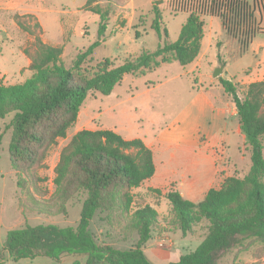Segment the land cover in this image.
I'll use <instances>...</instances> for the list:
<instances>
[{
    "label": "trees",
    "instance_id": "trees-1",
    "mask_svg": "<svg viewBox=\"0 0 264 264\" xmlns=\"http://www.w3.org/2000/svg\"><path fill=\"white\" fill-rule=\"evenodd\" d=\"M96 1L87 0L85 7L101 15L98 38L76 54L71 67L61 60L62 45L44 43L36 36L35 51L29 55L27 66L30 76L19 83H0V118L13 113L9 162L16 174V186L30 201L27 208L48 215L65 214L66 203L78 192L86 193L76 227L26 224L8 230L0 247V264L7 258L37 256L61 261L68 254L78 253L87 254L86 264H160L151 261L142 248L158 223V212L149 204L133 209L132 189L155 173L152 150L142 139H125L107 128H82L60 149L51 193L37 169L44 166L58 139L66 137L89 91L107 95L126 73L142 74L171 61L192 63L201 49L203 16L221 20L226 34L238 40L239 56L248 50L257 33L264 32L258 24L264 23V0H167L171 11L188 13L175 41L165 40L156 49L142 50L118 65L104 58L88 75L81 66L103 41L100 37L106 28L103 22L107 16L99 11L98 4L92 5ZM152 11V28L159 37L167 38L156 4ZM218 80L234 103L239 129L250 148V167L243 177L229 176L219 187L209 188L198 202L185 199L175 189L165 193L174 224L183 234L202 220L207 223L205 236L193 250L165 264H217L223 254L247 239L264 249V79L250 82L243 97L230 79L218 76ZM97 211L104 212L109 223L119 225L124 237L136 234L134 247L98 244L88 230Z\"/></svg>",
    "mask_w": 264,
    "mask_h": 264
},
{
    "label": "rangeland",
    "instance_id": "rangeland-1",
    "mask_svg": "<svg viewBox=\"0 0 264 264\" xmlns=\"http://www.w3.org/2000/svg\"><path fill=\"white\" fill-rule=\"evenodd\" d=\"M86 1L18 0L17 10L8 12L1 8L0 83H19L30 76L27 56L35 51V37L42 38L43 34L35 16L30 13L43 8L52 11L41 13L49 35L57 34L54 15L61 18L64 25L61 60L66 67H71L76 54L98 38L101 15L85 7ZM100 1L102 2L99 4V11L107 16L103 22L106 28L100 37L103 41L94 49L92 57L81 66V71L88 75L93 73L96 64L104 58H107L111 65H118L139 55L142 50L156 49L158 44H163L165 40L175 41L188 16L187 12L171 11L163 0ZM153 4L160 10L161 25L167 28V38L159 37L152 28ZM202 20L204 36L201 49L192 63L180 65L171 61L142 74L126 73L111 93H87L77 120L68 128L66 137L58 139L50 149L44 166L37 169L38 175L44 178L42 184L49 193L53 191V168L60 149L76 131L82 128L116 126L125 127L128 129V136L134 137L143 131L157 132L181 110L197 102L199 88L219 97L218 93L223 90L218 76L236 82L237 93L243 97L247 84L241 82L264 75V32L257 33L247 52L239 56L238 40L226 34L218 17L203 16ZM258 24L264 27L262 21H258ZM220 66L223 67L222 72L213 76L214 70ZM234 115L216 132L214 138L205 137L206 133H197V144H176L166 148L162 153L163 164L157 163L154 175L143 181L139 187L132 189L133 209L149 204L158 212V223L153 228L150 239L142 247L151 261L165 264L177 260L181 254L193 250L207 232L205 220L195 224L186 234L180 231L174 224L171 207L165 197L168 190H178L185 199L198 202L209 188L219 187L226 177H243L248 171L250 148L239 129L236 111ZM12 117L13 113H10L0 118V247L4 245L8 230L26 224L76 227L86 197L84 192L75 194L66 203L65 214L48 215L27 208L30 201L25 192L16 186V174L9 162ZM262 143L264 155V137ZM159 156L161 153L157 152L156 157ZM156 189H159V192ZM88 230L100 245L129 249L134 247L137 241L136 234L124 237L121 227L114 222L109 223L104 212L97 211L94 214ZM86 259L87 254L78 253L68 254L61 261L48 256H37L33 259L7 258L1 264H73L75 260L79 261V264H86ZM217 264H264V249L256 241L247 239L243 244L223 254Z\"/></svg>",
    "mask_w": 264,
    "mask_h": 264
},
{
    "label": "crops",
    "instance_id": "crops-1",
    "mask_svg": "<svg viewBox=\"0 0 264 264\" xmlns=\"http://www.w3.org/2000/svg\"><path fill=\"white\" fill-rule=\"evenodd\" d=\"M18 0H0V9L4 11L17 10ZM100 0H97L92 5L100 4ZM4 4V5H3ZM49 8L39 9V11H31L30 14L35 16V19L42 28L43 34L40 38L44 43L50 45H64L61 36L64 32V25L61 23L60 16L54 15V22L56 24L57 34L49 35L46 25L42 20L43 13H51ZM42 13V14H41ZM15 14V12H13ZM32 17L34 18V16ZM37 23V24H38ZM17 24V23H16ZM60 37V38H59ZM247 52V51H246ZM245 52V53H246ZM243 55V54H242ZM29 63V56H27ZM264 75L253 79H247L243 84H249L250 82L263 80ZM232 81V80H231ZM219 82V81H218ZM233 82V81H232ZM236 84V82H233ZM222 88V86H221ZM223 90V88H222ZM207 90L199 88L197 90V102L192 103L191 106L181 110L168 124L157 132H145L137 136H128V129L125 127H112V129L120 134L125 139L140 138L143 142L152 150L153 160L155 164V172L157 171V163L163 164V151L167 148H171L172 145L192 146L197 144V133H206L205 137L214 138L216 132H218L227 121H230L235 116V106L231 98L224 92L218 93L219 97L214 94H208ZM225 94V95H223ZM217 98V99H216ZM231 100H229V99ZM232 105L234 107H232ZM84 122V121H83ZM106 127H99L95 129H103ZM89 129V128H85ZM161 153V156L156 157L157 152ZM173 154H171L172 156ZM154 175V174H153Z\"/></svg>",
    "mask_w": 264,
    "mask_h": 264
},
{
    "label": "water",
    "instance_id": "water-1",
    "mask_svg": "<svg viewBox=\"0 0 264 264\" xmlns=\"http://www.w3.org/2000/svg\"><path fill=\"white\" fill-rule=\"evenodd\" d=\"M223 67L220 66L214 70L213 76H218L222 72Z\"/></svg>",
    "mask_w": 264,
    "mask_h": 264
},
{
    "label": "built area",
    "instance_id": "built-area-1",
    "mask_svg": "<svg viewBox=\"0 0 264 264\" xmlns=\"http://www.w3.org/2000/svg\"><path fill=\"white\" fill-rule=\"evenodd\" d=\"M163 1L167 2V0H163Z\"/></svg>",
    "mask_w": 264,
    "mask_h": 264
}]
</instances>
